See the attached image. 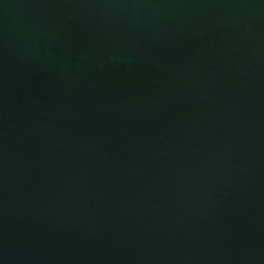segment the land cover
I'll return each instance as SVG.
<instances>
[{
  "label": "water",
  "instance_id": "95a60500",
  "mask_svg": "<svg viewBox=\"0 0 264 264\" xmlns=\"http://www.w3.org/2000/svg\"><path fill=\"white\" fill-rule=\"evenodd\" d=\"M0 264H264V0H0Z\"/></svg>",
  "mask_w": 264,
  "mask_h": 264
}]
</instances>
